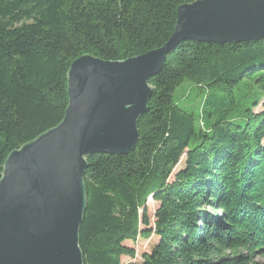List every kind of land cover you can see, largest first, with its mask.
I'll return each mask as SVG.
<instances>
[{
	"label": "trees",
	"instance_id": "16d2710c",
	"mask_svg": "<svg viewBox=\"0 0 264 264\" xmlns=\"http://www.w3.org/2000/svg\"><path fill=\"white\" fill-rule=\"evenodd\" d=\"M194 1L0 0V177L11 151L63 119L73 60L156 49ZM183 83L203 92L196 103L175 95ZM148 85L134 149L85 157L83 263L263 264L264 38L181 41Z\"/></svg>",
	"mask_w": 264,
	"mask_h": 264
},
{
	"label": "water",
	"instance_id": "95a60500",
	"mask_svg": "<svg viewBox=\"0 0 264 264\" xmlns=\"http://www.w3.org/2000/svg\"><path fill=\"white\" fill-rule=\"evenodd\" d=\"M264 38V0H196L176 10L166 42L123 61L82 55L67 72L61 122L6 157L0 177V264H84L86 156L134 149L148 81L181 41L222 45Z\"/></svg>",
	"mask_w": 264,
	"mask_h": 264
},
{
	"label": "rangeland",
	"instance_id": "374dc122",
	"mask_svg": "<svg viewBox=\"0 0 264 264\" xmlns=\"http://www.w3.org/2000/svg\"><path fill=\"white\" fill-rule=\"evenodd\" d=\"M188 93V99L189 100H193L192 103H196L197 100L202 96V93L201 91H199V89L197 87H193L192 84L190 83H183L181 86H179L176 91H175V95H177V98L184 104V105H188V104H191L187 102V98H185L184 96ZM264 102V97L261 98V101L258 103V105L254 108V111L255 112H258V111H261L262 110V103ZM184 160H185V157L183 156L180 160V163L176 166L175 168V171H177L178 169H180L181 167H183V164H184ZM156 203L153 202L151 200V198H148L147 199V211H148V214L150 216L153 215V212L156 208ZM155 241V238L154 237H150L148 239L144 238L142 240H139L138 243H136L135 246V249L138 251V254H141L145 251H148L149 250V247L153 244V242ZM129 245H132V243H129ZM260 259V258H259ZM263 264H264V261L262 259H260ZM122 264H131V260L128 258V257H123L122 260H121ZM141 263V259L137 258L136 259V264H140Z\"/></svg>",
	"mask_w": 264,
	"mask_h": 264
}]
</instances>
